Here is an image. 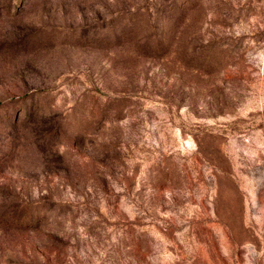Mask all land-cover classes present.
Masks as SVG:
<instances>
[{
    "label": "rangeland",
    "instance_id": "374dc122",
    "mask_svg": "<svg viewBox=\"0 0 264 264\" xmlns=\"http://www.w3.org/2000/svg\"><path fill=\"white\" fill-rule=\"evenodd\" d=\"M0 264H264V0H0Z\"/></svg>",
    "mask_w": 264,
    "mask_h": 264
}]
</instances>
